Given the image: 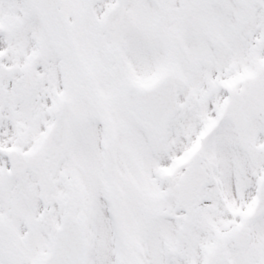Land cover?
<instances>
[{
  "label": "snow or ice",
  "instance_id": "1",
  "mask_svg": "<svg viewBox=\"0 0 264 264\" xmlns=\"http://www.w3.org/2000/svg\"><path fill=\"white\" fill-rule=\"evenodd\" d=\"M0 264H264V0H0Z\"/></svg>",
  "mask_w": 264,
  "mask_h": 264
}]
</instances>
